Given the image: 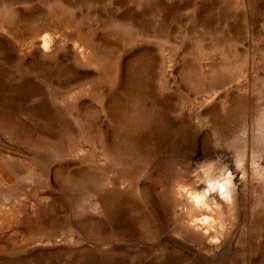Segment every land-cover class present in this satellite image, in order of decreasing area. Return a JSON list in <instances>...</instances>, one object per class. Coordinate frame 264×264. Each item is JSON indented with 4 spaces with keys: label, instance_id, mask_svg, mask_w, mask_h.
I'll use <instances>...</instances> for the list:
<instances>
[{
    "label": "rangeland",
    "instance_id": "1",
    "mask_svg": "<svg viewBox=\"0 0 264 264\" xmlns=\"http://www.w3.org/2000/svg\"><path fill=\"white\" fill-rule=\"evenodd\" d=\"M0 264H264V0H0Z\"/></svg>",
    "mask_w": 264,
    "mask_h": 264
},
{
    "label": "bare ground",
    "instance_id": "2",
    "mask_svg": "<svg viewBox=\"0 0 264 264\" xmlns=\"http://www.w3.org/2000/svg\"><path fill=\"white\" fill-rule=\"evenodd\" d=\"M220 185H221V184H220ZM221 187H222L223 189H225V193H226V195H227V197H228V196H229V191L226 190V188H227V184H223V183H222ZM197 199L199 200L200 198H197ZM201 199H202V200H201L202 202L205 201V199H204L203 197H202Z\"/></svg>",
    "mask_w": 264,
    "mask_h": 264
}]
</instances>
